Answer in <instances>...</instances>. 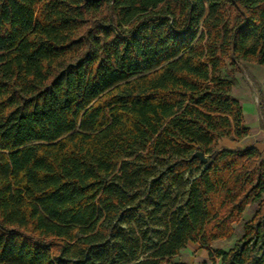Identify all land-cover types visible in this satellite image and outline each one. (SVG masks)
Masks as SVG:
<instances>
[{
  "label": "trees",
  "instance_id": "trees-1",
  "mask_svg": "<svg viewBox=\"0 0 264 264\" xmlns=\"http://www.w3.org/2000/svg\"><path fill=\"white\" fill-rule=\"evenodd\" d=\"M241 63L264 0H0V264H264Z\"/></svg>",
  "mask_w": 264,
  "mask_h": 264
},
{
  "label": "rangeland",
  "instance_id": "rangeland-1",
  "mask_svg": "<svg viewBox=\"0 0 264 264\" xmlns=\"http://www.w3.org/2000/svg\"><path fill=\"white\" fill-rule=\"evenodd\" d=\"M255 65L252 64H247V63H241V72L237 75L239 81H240V88H236L233 90L232 95L235 99L241 100V104L244 106V108L247 110L249 106H251L253 103L249 102L248 100L250 98L258 99V102H260L261 106L262 104V97H264V89L262 86H259L256 82V78L254 77V67ZM260 67V66H256ZM247 101H244L246 100ZM220 148L221 149H229V150H238V149H243L240 147L239 142H233L231 140H226V141H221L220 143ZM192 176H188L186 181H191ZM258 208V202H254L251 206L247 208L246 212V217L245 220L243 219L239 224L235 225L236 228V233L238 238L243 236V226L244 223L246 222V219L251 218L255 211ZM213 251H216V249L212 248ZM203 249H201L198 246H194V248H191V250H184L182 254L174 260V262H182L183 260L187 261L188 257H194V263L193 264H209V262H213L211 259V253L206 251L202 252ZM192 259V258H191ZM206 260V262H205ZM190 264H192L190 262ZM216 264H222L221 259L216 260Z\"/></svg>",
  "mask_w": 264,
  "mask_h": 264
},
{
  "label": "crops",
  "instance_id": "crops-1",
  "mask_svg": "<svg viewBox=\"0 0 264 264\" xmlns=\"http://www.w3.org/2000/svg\"><path fill=\"white\" fill-rule=\"evenodd\" d=\"M254 67V77L256 78V82L259 86H262L264 89V68L263 67ZM239 102L241 100H238ZM244 101H247L244 100ZM249 102H252L253 104L251 106H249V108L246 110L243 107L244 110V117H245V122L246 125L249 126L252 130V134L246 138L245 140L239 142L240 143V147L245 149L248 147H255L257 148L261 153H262V157L264 160V117H263V112H262V106L260 104V102H258V99H254L252 100V98H250L248 100ZM224 141H226V139H224ZM247 212V211H246ZM245 212V214H246ZM244 214V220L246 215ZM254 216V214H253ZM253 216L251 218L246 219V222L250 221ZM241 238V237H240ZM238 238V239H240ZM236 241L234 242H228V241H218L213 245V248L216 250H224L226 252H229L230 250H232L235 247ZM194 246H198L197 244H190L188 245V247L185 250H191V248H194ZM199 247V246H198ZM202 252H206V250H202ZM192 258V259H191ZM190 262L193 264L194 263V257H188L187 261L183 260L182 263L185 264H190ZM206 262V260H205ZM209 264H213L212 262H209Z\"/></svg>",
  "mask_w": 264,
  "mask_h": 264
},
{
  "label": "water",
  "instance_id": "water-1",
  "mask_svg": "<svg viewBox=\"0 0 264 264\" xmlns=\"http://www.w3.org/2000/svg\"><path fill=\"white\" fill-rule=\"evenodd\" d=\"M193 159H200V161H201L203 164H205V165H207V164L209 163V158H208V156H206L203 152H197V153H195V154L193 155V157H192L191 160H193Z\"/></svg>",
  "mask_w": 264,
  "mask_h": 264
}]
</instances>
